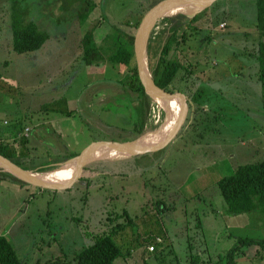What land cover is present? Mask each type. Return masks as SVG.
Listing matches in <instances>:
<instances>
[{
  "label": "rangeland",
  "instance_id": "374dc122",
  "mask_svg": "<svg viewBox=\"0 0 264 264\" xmlns=\"http://www.w3.org/2000/svg\"><path fill=\"white\" fill-rule=\"evenodd\" d=\"M91 1L0 0V126L16 118L27 123L29 159L35 160L25 166L76 156L99 142L135 139L137 95L117 80L130 73L136 60L128 67L102 61L95 67L98 74L91 73L82 64L81 42L86 31L95 29V40L102 43L113 25L135 34L138 27L125 20L145 15L162 0H94L97 7L83 22L78 9ZM14 8L29 12L49 33L41 48L13 49ZM174 11L154 21L151 29L160 30L150 38L149 65L169 33L173 21L168 18L182 13L185 17L176 21L186 23L195 13ZM256 17V0H217L187 28L191 34L176 54L192 69V78L201 80L191 92L201 106L190 99L197 110H189L164 149L146 156L105 157L91 162L81 175L76 170L69 179L54 181H71L70 187L19 186L0 175V234L24 264H46L59 256L74 262L96 237L119 224L126 226L113 237L122 251L114 264H194L197 255V264H226V253L240 238L264 239V212L229 213L218 184L238 165L264 159L263 89L257 61L249 55L258 41ZM188 76L182 69L173 84L186 95ZM64 97L72 114L41 111L44 104ZM153 110L152 122L158 112ZM58 121L60 139L48 130ZM146 129L147 123L139 136L158 128ZM11 136L0 134L2 139ZM161 200L165 205H159ZM243 248L236 264H264V249Z\"/></svg>",
  "mask_w": 264,
  "mask_h": 264
},
{
  "label": "trees",
  "instance_id": "16d2710c",
  "mask_svg": "<svg viewBox=\"0 0 264 264\" xmlns=\"http://www.w3.org/2000/svg\"><path fill=\"white\" fill-rule=\"evenodd\" d=\"M88 4L89 5L84 3L83 6L78 9L76 15L81 20H83V22L88 19L89 15L97 7L94 0ZM256 5L257 17L255 25L258 30V36H256L258 41L256 46L252 50H249V55L257 61L258 74L262 84L264 99V0H256ZM207 9L208 8L197 13L186 23L183 20L176 21L177 16L185 17V15L182 13L168 18L171 20V22L173 21L170 27L171 31L169 30V33L165 35L157 58L155 60L153 59L152 62L150 60V68L153 78L156 84H158L160 87L168 91L182 92L181 88L177 89L173 85L182 69H185L186 75H189L187 78H185L187 96H191L192 90H195V84L198 81H201L198 80V78H192V69L181 63L176 52L180 44L187 38V35L191 34L187 33V28L194 24L198 17L202 13H205ZM14 10L15 12L10 23L13 32V49L17 52L23 53L41 48L49 38V33L35 21V18L29 16V12H17V8H14ZM143 16L144 14H139L136 18L130 17L131 19L128 18L125 20V23L138 27ZM133 20H135L134 23L132 22ZM113 26V30L106 34L102 43L96 42L94 37L95 29L86 31L82 38V64L87 65L89 70H91V73L98 74L95 71V67L97 69L98 63L102 61H107L112 67H117L119 65L120 67H128L135 59V34L124 30L120 26ZM193 29L196 31V33H198L199 30L197 27H193ZM149 43H151V40ZM151 44H149V46H151ZM130 68V73L126 74L123 79L117 81L121 82L126 90L137 95L136 99L138 100L139 104H135L137 118L133 124V134L134 138H136L140 134L144 133L146 123V130H150L153 118L152 116L155 110H153L150 106L152 98L145 91V88L139 77L137 65L134 64ZM119 72L120 71L118 70V73ZM197 91H201V88L197 89ZM193 101L194 105H198L197 107L201 106L195 97L193 98ZM194 105L193 102H191V108L195 109ZM40 108L44 113H49L48 111H55L59 113L65 112V114L68 115L73 113L72 110L68 109V99L65 97L63 99L55 100L50 104H44ZM45 124H43L42 127L48 128L49 126ZM26 125L27 123L24 120L16 118V120L11 121L10 124H4V126H0V134L4 135V132L7 131V133L12 135L11 139H2L3 137H0V154L8 157L25 169L38 168L37 170L39 172L54 168L46 167L47 165L55 162L65 161L75 156V154H64L58 156L57 159H54L53 161L40 162V164L35 165V167L25 166L26 164L32 163L35 160L34 158H32V160L31 158L29 159L32 153V149L29 146L31 136L25 132L26 127H28ZM36 128L38 129L39 126ZM48 130L53 131L57 138H61L60 128H48ZM146 155L147 154H144L142 156ZM0 175L7 177L8 179L15 181V183H18L22 186L27 184L13 176L11 173L1 169ZM70 177L71 176H67L63 179H69ZM218 184L221 193L226 200L227 211L229 213H250L251 211L258 209H260L261 212H264V159L257 162H247L238 165L233 174L224 176L219 180ZM158 203L159 205L160 203H162L161 205H165L163 200L159 201ZM128 214V211L125 210L124 215ZM129 220L130 222L132 221V219ZM130 224L131 223H129V225ZM122 225H115L110 233H105L96 237V240L93 244L86 247L75 256L74 262L67 260V258L63 256H59L56 259L48 260L46 264H114L115 260L121 256L122 251L113 237L122 229V227L126 226ZM198 226L199 228H202L200 222L198 223ZM157 241L159 243L161 242L158 240V238ZM243 246H259L260 249H264V239L255 237L240 238L238 242L226 253V264H236L238 254L244 249ZM200 259L201 257L198 255L192 257L194 264H197ZM0 264H24L21 258H19L11 241L6 235L2 234H0Z\"/></svg>",
  "mask_w": 264,
  "mask_h": 264
},
{
  "label": "water",
  "instance_id": "95a60500",
  "mask_svg": "<svg viewBox=\"0 0 264 264\" xmlns=\"http://www.w3.org/2000/svg\"><path fill=\"white\" fill-rule=\"evenodd\" d=\"M216 1L217 0H162L158 4L152 6L145 13L135 33V60L139 77L145 88V91L151 98H162L165 100V123L167 122V118L169 116H173L174 118L176 117V121L169 135L165 139L157 141H150L146 139L147 134H143L131 140H110L99 142L88 148L86 151L73 156L64 162H61L62 166H74L77 168V174L81 175V170L85 169L91 162L103 159L104 157H102V155L106 152H109V149L112 147L121 149L130 156H134L157 152L170 144V142L176 137L180 129L183 127L187 119L189 112L188 96L183 92L168 91L156 84L148 59L150 31L154 21H156L157 18L162 14L183 8L185 10H194V15H196L202 10L213 5ZM182 11L183 10L178 12ZM158 129L153 131V133ZM0 169L11 173L13 176L27 184L41 188L56 189L60 187L71 186V181L54 182L46 180L39 176L40 172L38 170L25 169L2 154H0ZM74 180L76 181L75 178Z\"/></svg>",
  "mask_w": 264,
  "mask_h": 264
},
{
  "label": "bare ground",
  "instance_id": "6f19581e",
  "mask_svg": "<svg viewBox=\"0 0 264 264\" xmlns=\"http://www.w3.org/2000/svg\"><path fill=\"white\" fill-rule=\"evenodd\" d=\"M181 10L188 11V10H185L182 8L180 10L179 9L175 10L174 13H177L178 11H181ZM173 16H177V15L174 14ZM159 30H158V27L151 29L150 38L155 36L156 34H159ZM151 103H152L151 108L157 109L158 112L154 118V121L151 124L150 130H154V129L159 128L161 126L162 127L159 128L154 133H150V132L147 133L146 139H148L150 141H157V140L165 139L169 135V133L171 132L176 119L173 116H169L167 118V122L165 123V121H166L165 120L166 119V117H165V115H166V102L164 99L152 98ZM119 156H130V155L125 153L121 149H117L114 147L110 148L109 152H106L102 155V157H104V158L105 157H119ZM76 170H77V168L74 166L73 167L72 166H62V164H59L58 166H56V167H54L48 171L40 172L39 176L46 179V180H49V181H57V180H60L62 178H65V177L71 175Z\"/></svg>",
  "mask_w": 264,
  "mask_h": 264
},
{
  "label": "crops",
  "instance_id": "0c3cea01",
  "mask_svg": "<svg viewBox=\"0 0 264 264\" xmlns=\"http://www.w3.org/2000/svg\"><path fill=\"white\" fill-rule=\"evenodd\" d=\"M54 119L57 121L58 118H54ZM58 120H59V119H58ZM58 124H59V125H58ZM57 128H60V123H59V121L56 122V129H57ZM9 180H10V179H9ZM15 184H17V183H15ZM19 186H22V185H19Z\"/></svg>",
  "mask_w": 264,
  "mask_h": 264
},
{
  "label": "flooded vegetation",
  "instance_id": "af4514ba",
  "mask_svg": "<svg viewBox=\"0 0 264 264\" xmlns=\"http://www.w3.org/2000/svg\"><path fill=\"white\" fill-rule=\"evenodd\" d=\"M188 98H189V100H188V102H189V110L191 111V110H192V108H191V106H190V104H191V101H190V99H192V97L189 95V96H188Z\"/></svg>",
  "mask_w": 264,
  "mask_h": 264
},
{
  "label": "built area",
  "instance_id": "2783aa9c",
  "mask_svg": "<svg viewBox=\"0 0 264 264\" xmlns=\"http://www.w3.org/2000/svg\"><path fill=\"white\" fill-rule=\"evenodd\" d=\"M150 113H151V111H150ZM158 240L162 241L161 238H158ZM149 249H150L151 251H153V250L155 249V247H154V246H150Z\"/></svg>",
  "mask_w": 264,
  "mask_h": 264
},
{
  "label": "clouds",
  "instance_id": "9594fccd",
  "mask_svg": "<svg viewBox=\"0 0 264 264\" xmlns=\"http://www.w3.org/2000/svg\"><path fill=\"white\" fill-rule=\"evenodd\" d=\"M189 103V102H188ZM151 111V110H150ZM189 113V112H188ZM150 115V114H149Z\"/></svg>",
  "mask_w": 264,
  "mask_h": 264
}]
</instances>
